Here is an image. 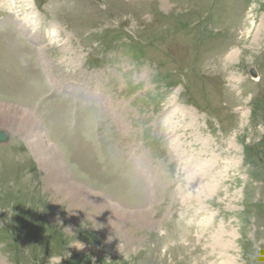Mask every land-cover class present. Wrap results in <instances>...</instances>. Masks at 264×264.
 Returning <instances> with one entry per match:
<instances>
[{
    "label": "rangeland",
    "instance_id": "rangeland-1",
    "mask_svg": "<svg viewBox=\"0 0 264 264\" xmlns=\"http://www.w3.org/2000/svg\"><path fill=\"white\" fill-rule=\"evenodd\" d=\"M0 132V264H264V0H0Z\"/></svg>",
    "mask_w": 264,
    "mask_h": 264
},
{
    "label": "water",
    "instance_id": "water-1",
    "mask_svg": "<svg viewBox=\"0 0 264 264\" xmlns=\"http://www.w3.org/2000/svg\"><path fill=\"white\" fill-rule=\"evenodd\" d=\"M251 75L255 77L253 71H251ZM6 140H7V135L5 133H0V143L6 142Z\"/></svg>",
    "mask_w": 264,
    "mask_h": 264
},
{
    "label": "bare ground",
    "instance_id": "bare-ground-1",
    "mask_svg": "<svg viewBox=\"0 0 264 264\" xmlns=\"http://www.w3.org/2000/svg\"><path fill=\"white\" fill-rule=\"evenodd\" d=\"M32 141V140H31ZM34 141H35V139H34ZM32 143H34V142H32ZM225 264V263H224Z\"/></svg>",
    "mask_w": 264,
    "mask_h": 264
}]
</instances>
